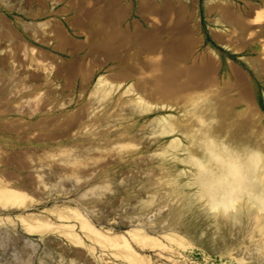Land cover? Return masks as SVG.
Returning a JSON list of instances; mask_svg holds the SVG:
<instances>
[{"label":"rangeland","instance_id":"374dc122","mask_svg":"<svg viewBox=\"0 0 264 264\" xmlns=\"http://www.w3.org/2000/svg\"><path fill=\"white\" fill-rule=\"evenodd\" d=\"M216 3L0 0V264H264L179 186L202 113L264 147L259 18Z\"/></svg>","mask_w":264,"mask_h":264},{"label":"clouds","instance_id":"9594fccd","mask_svg":"<svg viewBox=\"0 0 264 264\" xmlns=\"http://www.w3.org/2000/svg\"><path fill=\"white\" fill-rule=\"evenodd\" d=\"M197 124L190 149L178 161L189 170L179 186L191 203L214 225L237 226L245 214L264 213V147L215 134V119Z\"/></svg>","mask_w":264,"mask_h":264},{"label":"crops","instance_id":"0c3cea01","mask_svg":"<svg viewBox=\"0 0 264 264\" xmlns=\"http://www.w3.org/2000/svg\"><path fill=\"white\" fill-rule=\"evenodd\" d=\"M219 7V18L220 22L224 21L230 24L242 22V29L244 31H250L251 28L248 26L244 19L253 20L255 17L259 18L257 22L260 24V36L259 44L264 49V0H215ZM259 13V14H257ZM254 21V20H253Z\"/></svg>","mask_w":264,"mask_h":264},{"label":"bare ground","instance_id":"6f19581e","mask_svg":"<svg viewBox=\"0 0 264 264\" xmlns=\"http://www.w3.org/2000/svg\"><path fill=\"white\" fill-rule=\"evenodd\" d=\"M171 75V74H170ZM170 75H168V77L170 76ZM170 91V90H169ZM168 91V92H169ZM191 96V95H190ZM193 97V96H192ZM196 97V96H195ZM191 98V97H190ZM205 111V110H204ZM206 112V111H205ZM200 115V114H199ZM203 113H202V115H200V117H202L203 118ZM208 115H206V117H207ZM166 124V123H165ZM189 129V128H188ZM187 130V129H186ZM215 132V131H214ZM5 189V188H4ZM4 189H2V190H4ZM8 189V188H7ZM7 189H5L3 192H1L0 191V193L2 194V196H4V197H7V196H13L14 195V193H15V195L14 196H16V192H15V190H7ZM10 189V188H9ZM251 215H255V217L257 216V217H259L261 220H262V222L264 223V213H260V212H254V213H250ZM256 217V218H257ZM259 219V220H260ZM90 224V223H89ZM91 225V224H90ZM235 258V257H234ZM238 260H241V258L242 257H240V258H238V257H236Z\"/></svg>","mask_w":264,"mask_h":264}]
</instances>
